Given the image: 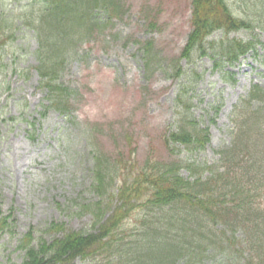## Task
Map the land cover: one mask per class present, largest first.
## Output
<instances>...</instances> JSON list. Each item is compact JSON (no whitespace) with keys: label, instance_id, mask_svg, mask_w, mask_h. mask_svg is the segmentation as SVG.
Listing matches in <instances>:
<instances>
[{"label":"trees","instance_id":"16d2710c","mask_svg":"<svg viewBox=\"0 0 264 264\" xmlns=\"http://www.w3.org/2000/svg\"><path fill=\"white\" fill-rule=\"evenodd\" d=\"M246 2L249 13L238 17L228 0H191V31L174 61L176 75L183 72L181 60L195 54L211 57L216 69L233 67L249 54L264 66L256 36L229 37L264 30V0ZM125 7L123 0H28L19 15L0 17V49L14 38L17 21L32 30L44 111L71 117L75 89L62 82L68 61L95 31L122 18ZM216 32L224 36L210 40ZM139 45L145 69H156L153 41ZM186 93L184 87L179 91L177 124L163 143L196 152L209 143V129L194 118ZM231 119L230 141L216 150L214 164L159 157L141 162L131 134L126 153L93 151L91 197L68 204L90 216L91 229L51 223L49 231L62 235L38 246L30 229L18 239L25 252L21 264H264V88L254 84ZM136 220L141 228H132ZM9 222L0 205V231H8Z\"/></svg>","mask_w":264,"mask_h":264},{"label":"rangeland","instance_id":"374dc122","mask_svg":"<svg viewBox=\"0 0 264 264\" xmlns=\"http://www.w3.org/2000/svg\"><path fill=\"white\" fill-rule=\"evenodd\" d=\"M247 0H228L238 17L249 13ZM28 0H0V17L19 15ZM125 15L79 47L68 61L62 82L75 89L71 117L48 109L40 88L32 30L17 21L14 38L0 49V205L10 227L0 231V261L21 264L18 239L33 229L34 245L62 235L51 223L89 230L90 216L75 212L70 201L89 199L90 168L95 150L126 153L131 134L141 162L148 158L182 159L214 164L216 150L230 141L232 112L254 84L264 88V66L252 55L233 67L216 69L209 56L174 61L191 31V0H123ZM155 23V27L151 24ZM222 32L209 39L222 38ZM259 40L264 30L231 32L230 38ZM151 40L158 67L145 69L140 43ZM187 90L194 118L208 127L204 149H168L164 138L177 124L176 99ZM45 112V113H44ZM189 170L183 174L189 176ZM140 220L132 228H141ZM73 264H90L77 259Z\"/></svg>","mask_w":264,"mask_h":264}]
</instances>
